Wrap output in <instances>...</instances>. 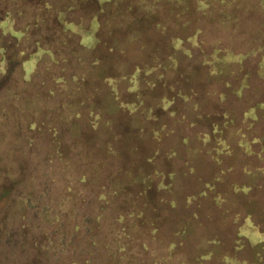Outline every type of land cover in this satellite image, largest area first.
Returning a JSON list of instances; mask_svg holds the SVG:
<instances>
[{"label": "rangeland", "instance_id": "374dc122", "mask_svg": "<svg viewBox=\"0 0 264 264\" xmlns=\"http://www.w3.org/2000/svg\"><path fill=\"white\" fill-rule=\"evenodd\" d=\"M126 5V0L105 1L103 8L80 0H0V19L10 10L23 32L19 38L2 33L6 22L1 20L0 131L8 136L0 147L13 142L25 148L26 138L20 141L16 134L31 133L21 114L28 108L35 107L43 118L64 119L82 99L88 106L94 102L105 119L116 118L122 134L114 140L119 149L115 165L122 168L113 170L111 179L128 184L127 199L136 198L145 184L149 187L138 203L145 215L157 213L162 222L151 243L158 264H226L228 254H235L239 263L258 264L264 253L249 246L234 250L230 235L247 215L264 227V76L256 70L260 54L221 64L219 74H208L200 65L201 49L186 40L189 51L173 46L174 38L190 33L186 18L177 13L180 2H161L151 9L133 6L130 15L122 8ZM59 11L67 22L83 28L90 23L87 15L95 16L94 39L77 27H63ZM201 24L208 29L201 37L209 47L222 27ZM247 32L261 40L264 24L258 21ZM247 32L242 36L248 38ZM37 40L44 48L41 57L21 64L19 59L29 57ZM113 85L124 99L136 101L132 112L107 100ZM129 86L136 89L131 94ZM178 92L185 99L172 96ZM35 124L36 139L48 146ZM56 128L72 129L67 123ZM156 129L158 139L151 133ZM99 133L108 137L110 128L103 123ZM134 179L147 183L132 184ZM173 198L176 204L166 203ZM185 222L187 230L177 233ZM149 258L146 253L140 262Z\"/></svg>", "mask_w": 264, "mask_h": 264}, {"label": "trees", "instance_id": "16d2710c", "mask_svg": "<svg viewBox=\"0 0 264 264\" xmlns=\"http://www.w3.org/2000/svg\"><path fill=\"white\" fill-rule=\"evenodd\" d=\"M82 1L100 8H103L105 1L114 4L123 2ZM126 1L128 5L122 8L129 15L133 6L152 8L161 2H180L177 13L186 18L185 24L189 25L187 30L190 33L185 38H174L173 46L189 51L190 47L184 42L186 40L201 49L203 58L200 65L206 73L219 74L221 69L218 66L221 64L243 62L247 55L256 53L258 56L259 53L256 70L258 75L264 76V36L261 35L263 39L259 40L256 33L253 37L247 32L252 26L256 27L258 21L261 26L264 24V3L261 0ZM64 15V11H59L57 15L63 27H77L85 36L94 39L95 16L87 15L90 23L83 28L82 24L67 22ZM1 20L6 22L2 33L14 38L23 35L21 28H16L10 10L5 11L0 24ZM202 22L222 27V34L209 43V47H204L206 42L201 37L208 33ZM256 29L263 30L260 26ZM244 32L249 34L246 36L248 38L244 37ZM236 36L241 39L237 40ZM41 51L44 48L37 40L36 49L30 52L27 59H19V62L24 64L25 61L40 58ZM235 71L229 72L230 75ZM135 90L129 86L127 91L131 94ZM174 95L184 99L187 96L182 92ZM105 96L123 112H132L137 105L136 101L124 99L115 85L107 89ZM90 103L88 106L87 101L82 99L64 119L54 115L43 118L35 107L28 108V112L21 114L31 133L25 137L20 132L16 134L20 141L26 138L25 148L15 146L13 142L6 148L0 147V264H158L157 254L151 252V243L162 222L157 213L154 216L145 215L146 210L141 209L138 203L139 195L149 189L145 184L147 182L134 179L132 184L140 181L145 184L144 188L138 189L136 198L127 199L124 193L128 184L111 179L112 171L119 172L122 168L120 164L116 166L114 160L119 150L114 140L122 137V134L117 131L119 124L116 118L105 119L100 107L94 102ZM2 115H6V112L3 111ZM36 122L42 136H47L46 140L50 142L48 146L44 139H36L37 134L32 131ZM64 123L72 129L60 132L56 127ZM103 123L110 128V135L101 138L99 127ZM151 133L158 139L157 129ZM7 136L0 131V140ZM171 202L172 205L176 204L174 198L166 203ZM185 225L186 222L184 227L177 228V233L185 232ZM230 236L236 244L234 250L249 246L256 252L260 249L264 253V227L249 215ZM146 253H150L152 258L147 263L140 262ZM236 259L235 254L223 258L226 264H247L245 261L239 263ZM258 264H264V257L258 260Z\"/></svg>", "mask_w": 264, "mask_h": 264}]
</instances>
